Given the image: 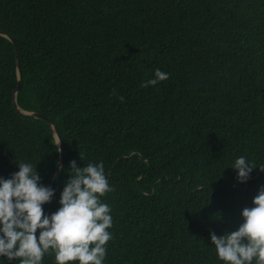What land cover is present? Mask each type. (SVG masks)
I'll use <instances>...</instances> for the list:
<instances>
[{
	"label": "trees",
	"instance_id": "trees-1",
	"mask_svg": "<svg viewBox=\"0 0 264 264\" xmlns=\"http://www.w3.org/2000/svg\"><path fill=\"white\" fill-rule=\"evenodd\" d=\"M0 32L17 43L0 34V176L28 161L47 185L59 147L23 111L40 113L63 150L49 214L72 160L103 162L104 264H224L210 230H236L264 185L231 167L264 169V0H0Z\"/></svg>",
	"mask_w": 264,
	"mask_h": 264
},
{
	"label": "clouds",
	"instance_id": "clouds-1",
	"mask_svg": "<svg viewBox=\"0 0 264 264\" xmlns=\"http://www.w3.org/2000/svg\"><path fill=\"white\" fill-rule=\"evenodd\" d=\"M168 78L169 73L156 69L141 86H155ZM16 163L18 171L0 176V264H6L5 258L8 264H43L50 252L56 264H104L113 217L110 206L101 202L112 190L103 162L78 166L72 160L59 207L50 214L44 205L53 200L55 188L41 182L37 164ZM57 166L64 170L58 162ZM231 167L239 183H246L256 168L264 171L244 155L236 157ZM240 214L236 230L222 235L210 230L217 258L224 264H264V185Z\"/></svg>",
	"mask_w": 264,
	"mask_h": 264
},
{
	"label": "water",
	"instance_id": "water-1",
	"mask_svg": "<svg viewBox=\"0 0 264 264\" xmlns=\"http://www.w3.org/2000/svg\"><path fill=\"white\" fill-rule=\"evenodd\" d=\"M0 33H1V32H0ZM1 34H3V33H1ZM4 35H5L6 37H8V38L13 42V45H14V51H15V53H17V43L15 42V40H14L10 35H8V34H4ZM16 63H17L16 65H17V73H18V83H17V88H16L15 91H14V95H13L12 101H13V105L15 106V108H16L17 110H20L19 107H18V105H17V102H16V93H17V91H18V90L20 89V87H21V70H20V65H19L18 61H16ZM23 112H24L25 114L32 115V116H34V117L42 118L43 120H45V121L50 125L51 130H52V132H53V134H54V136H55V139H56L57 145H58V147H59V157H58L57 162H58L59 165H62V160H63L62 143H61V138H60V136H59V132H58V129H57L56 125H54V124L52 123V121H51L49 118H47V117L41 115L40 113H37V112H28V111H23ZM60 169H61V168H60L59 166H57V163H56V166H55L53 172L51 173V175H50V177H49V180H48L47 185L51 186V183H52L53 178H54L56 175H59V173H60ZM45 209H46V213H49L48 204H45Z\"/></svg>",
	"mask_w": 264,
	"mask_h": 264
}]
</instances>
